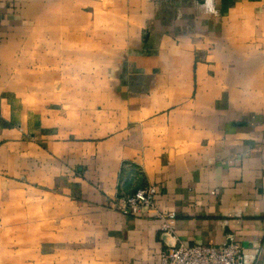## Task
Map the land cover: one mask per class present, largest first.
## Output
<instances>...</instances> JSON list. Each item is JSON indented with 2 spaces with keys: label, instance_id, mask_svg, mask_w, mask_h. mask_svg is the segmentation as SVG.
<instances>
[{
  "label": "crops",
  "instance_id": "crops-1",
  "mask_svg": "<svg viewBox=\"0 0 264 264\" xmlns=\"http://www.w3.org/2000/svg\"><path fill=\"white\" fill-rule=\"evenodd\" d=\"M37 227L39 264H264V0H0V263Z\"/></svg>",
  "mask_w": 264,
  "mask_h": 264
},
{
  "label": "built area",
  "instance_id": "built-area-1",
  "mask_svg": "<svg viewBox=\"0 0 264 264\" xmlns=\"http://www.w3.org/2000/svg\"><path fill=\"white\" fill-rule=\"evenodd\" d=\"M158 187L149 185L125 196L119 202L121 212L126 216L138 215L144 210L154 209ZM161 231L174 234L175 221L162 214ZM158 264H245L242 247L230 236L229 242L220 246L193 245L183 243L168 246L160 254Z\"/></svg>",
  "mask_w": 264,
  "mask_h": 264
},
{
  "label": "rangeland",
  "instance_id": "rangeland-1",
  "mask_svg": "<svg viewBox=\"0 0 264 264\" xmlns=\"http://www.w3.org/2000/svg\"><path fill=\"white\" fill-rule=\"evenodd\" d=\"M10 234H11V237H10L11 239H12V234L15 237V244H16L15 249H19L18 252L16 251L14 253V255L12 254L13 259L15 258L17 261L16 264L17 263L21 264L22 258H26V262H27L26 264H39V258H37V255H39V248H38V246L34 247L35 244L37 245L38 227L36 230H33L32 233L30 234L31 235L30 237H32V239H31L32 247L30 248V250H24V249H22L21 246H19V244L22 243V241H23L21 228L13 229L12 231H10ZM10 238L4 239L3 240L4 244H10L11 243ZM13 241H14V239H13ZM5 249H6V247H4V246L0 247V254H1V252H6ZM0 259H1V257H0ZM4 264H7V262H5ZM42 264H44V263H42Z\"/></svg>",
  "mask_w": 264,
  "mask_h": 264
}]
</instances>
